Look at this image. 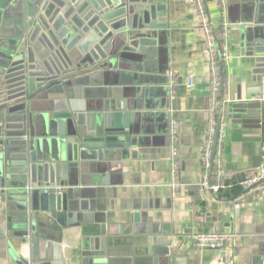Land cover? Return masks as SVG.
I'll use <instances>...</instances> for the list:
<instances>
[{
  "label": "crops",
  "instance_id": "obj_1",
  "mask_svg": "<svg viewBox=\"0 0 264 264\" xmlns=\"http://www.w3.org/2000/svg\"><path fill=\"white\" fill-rule=\"evenodd\" d=\"M147 3L161 8L155 9V21L163 24L164 32L159 44L150 48L147 58L133 61L135 71L131 70L132 61L121 63L118 70L123 74L117 77V85L114 76L113 82L105 85L103 76L98 75L93 76L90 86L91 90L104 86L109 96L115 88L126 92L131 110V128L126 132L130 146L121 149L110 162L104 158L80 160L73 189L87 209L74 212L79 219L67 217L73 223L60 233L43 228L45 237H38L40 243L36 246L42 256L39 263L80 264L82 230L97 233L103 225L110 239L107 245L112 246L109 264H128L131 258L144 256L157 257V264H162L165 257L170 259L169 264H259L264 254L263 191L259 188L244 195L242 181L264 160V110L252 103L261 96L252 92L256 87L252 81L255 59L249 55V31L257 25L254 20L258 19L260 2L225 0L229 59L221 68L217 90L220 110H216V119L224 123L225 134L221 169L216 167L213 173L210 169L213 161L217 165L216 152L208 168L203 156L213 90L211 55L202 16L191 0ZM204 3L211 27L221 25L219 43L214 39L219 45L223 39L222 12L216 0ZM244 24L248 26L241 29ZM141 75L147 78L138 82ZM61 93L66 100L73 99L75 105L85 101L55 87L39 95L35 105L42 107L43 98L44 102L54 99L48 94ZM96 99L98 103L103 100ZM172 125L176 129L174 140ZM173 164L175 176L171 172ZM2 177L0 174V181ZM206 178L220 183L221 188L207 191ZM3 196L0 264H15L17 256L27 254V244L5 240L9 202L6 192ZM118 227L120 234L116 232ZM201 232H230L234 238L222 249H199L193 239ZM158 237L171 240L168 247L174 253L149 254L150 247L158 246ZM150 262L149 259L146 264Z\"/></svg>",
  "mask_w": 264,
  "mask_h": 264
},
{
  "label": "water",
  "instance_id": "obj_2",
  "mask_svg": "<svg viewBox=\"0 0 264 264\" xmlns=\"http://www.w3.org/2000/svg\"><path fill=\"white\" fill-rule=\"evenodd\" d=\"M147 2L0 0V183L9 202L4 238L27 244V254L17 256L15 264H40L36 246L38 237H45L43 228L60 233L73 223L67 217L78 218L74 212L87 209L73 189L80 160L110 162L130 146L126 92L115 88L109 96L104 86H90L98 75L105 85L114 76L117 85L121 63L147 58L159 44L164 32L155 9L161 8ZM259 2L257 25L249 31V55L255 59L252 92L261 96L252 103L263 112L264 0ZM131 70H136L134 62ZM146 78L141 75L138 82ZM55 87L85 101L75 105L63 93L48 94L54 99L35 105L39 95ZM99 97L103 100L98 103ZM116 232L121 233L119 227ZM106 236L103 225L97 233L82 230L80 264H109L112 246ZM156 243L149 254L174 253L168 247L171 240L158 237ZM149 259L158 263L157 257L144 256L128 264ZM160 262L169 264L170 259ZM259 264H264V254Z\"/></svg>",
  "mask_w": 264,
  "mask_h": 264
},
{
  "label": "built area",
  "instance_id": "obj_3",
  "mask_svg": "<svg viewBox=\"0 0 264 264\" xmlns=\"http://www.w3.org/2000/svg\"><path fill=\"white\" fill-rule=\"evenodd\" d=\"M196 3L197 9L202 16V22L204 26V31L208 38V47L209 52L211 55V75H212V90H213V97L212 101V112L209 119V131H208V138L205 144V153H204V164L208 168L213 160V155L216 152V167L218 170L221 169V142L224 137V123L221 119H216V110L219 107V101L217 99V90L220 81L221 75V68L224 62H227L229 59V53L227 50V38L225 31L229 28L228 24L225 22V0H216L218 8L222 12V19H223V39L222 42L217 45L214 41V37L211 32V24L208 20L207 15V8L204 3V0H191ZM193 85V79L190 78L189 86ZM219 124V125H218ZM175 125H172L170 133L171 137L174 140L175 137ZM172 145V154L176 153L175 148ZM215 146V148H214ZM264 158V156H263ZM171 172L173 176H175V164L172 165ZM205 189L211 192H217L221 188V184L217 182H212L208 178L204 180ZM173 186H177L176 182L173 183ZM242 186L245 189V194L248 195L254 193L257 189H261L263 191L264 196V160L262 164L258 167V169L251 171L249 175L242 181ZM4 187L0 183V200L3 199L4 195ZM234 234L230 232H201L194 236L193 244L195 247L199 249H222L223 247L227 246L229 243L233 241Z\"/></svg>",
  "mask_w": 264,
  "mask_h": 264
},
{
  "label": "trees",
  "instance_id": "obj_4",
  "mask_svg": "<svg viewBox=\"0 0 264 264\" xmlns=\"http://www.w3.org/2000/svg\"><path fill=\"white\" fill-rule=\"evenodd\" d=\"M220 31H221V25H216L215 27H212V29H211L212 35L218 43L220 41ZM223 69H224V66H223ZM219 110H220V108L217 109V113ZM215 168H216V164H215V161H213V163L211 165L210 172L213 173Z\"/></svg>",
  "mask_w": 264,
  "mask_h": 264
}]
</instances>
